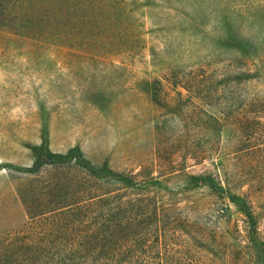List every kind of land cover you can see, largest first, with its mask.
<instances>
[{
    "label": "trees",
    "instance_id": "obj_1",
    "mask_svg": "<svg viewBox=\"0 0 264 264\" xmlns=\"http://www.w3.org/2000/svg\"><path fill=\"white\" fill-rule=\"evenodd\" d=\"M135 1L24 0L27 10L2 24L37 40L122 49L138 40ZM253 76L247 67L231 78L236 84ZM229 78L169 81L178 95V86L187 90L191 144L184 157L193 163L182 167L143 175L107 160L94 165L79 147L52 151L45 139L33 147V163L10 179L26 219L0 231V264H207L215 249L248 250V264H264L262 192L254 189L264 181V96L227 89ZM146 89L158 103V91ZM199 134L202 144L192 140ZM199 163L207 166L187 168Z\"/></svg>",
    "mask_w": 264,
    "mask_h": 264
},
{
    "label": "rangeland",
    "instance_id": "obj_2",
    "mask_svg": "<svg viewBox=\"0 0 264 264\" xmlns=\"http://www.w3.org/2000/svg\"><path fill=\"white\" fill-rule=\"evenodd\" d=\"M26 10L24 0L0 3V231L26 219L10 179L33 163L43 139L52 151L79 147L94 165L107 160L113 169L158 174L193 163L184 157L187 90L178 86V95L169 81L211 75L219 84L230 76L227 89L264 96V0H136L135 44L96 51L2 24ZM247 67L254 76L235 84L232 74ZM146 87L158 91V103ZM199 137L192 140L202 144ZM254 189L264 211V181ZM232 211L242 226V214ZM260 230L264 238V216ZM208 256L207 264H248L254 254L215 249Z\"/></svg>",
    "mask_w": 264,
    "mask_h": 264
}]
</instances>
